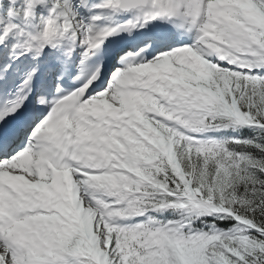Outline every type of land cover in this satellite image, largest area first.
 Masks as SVG:
<instances>
[{
  "label": "snow or ice",
  "instance_id": "obj_1",
  "mask_svg": "<svg viewBox=\"0 0 264 264\" xmlns=\"http://www.w3.org/2000/svg\"><path fill=\"white\" fill-rule=\"evenodd\" d=\"M0 264H264V0H0Z\"/></svg>",
  "mask_w": 264,
  "mask_h": 264
}]
</instances>
